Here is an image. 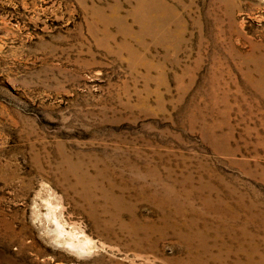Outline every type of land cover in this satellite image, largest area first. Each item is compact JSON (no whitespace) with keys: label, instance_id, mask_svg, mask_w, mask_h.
<instances>
[{"label":"rangeland","instance_id":"obj_1","mask_svg":"<svg viewBox=\"0 0 264 264\" xmlns=\"http://www.w3.org/2000/svg\"><path fill=\"white\" fill-rule=\"evenodd\" d=\"M0 264H264V0H0Z\"/></svg>","mask_w":264,"mask_h":264},{"label":"bare ground","instance_id":"obj_2","mask_svg":"<svg viewBox=\"0 0 264 264\" xmlns=\"http://www.w3.org/2000/svg\"><path fill=\"white\" fill-rule=\"evenodd\" d=\"M152 4V3H151ZM161 7V6H160ZM147 15V14H146ZM156 22V21H155ZM149 33V32H148ZM60 230V229H59ZM58 232V231H57ZM62 234V232H60ZM71 247L77 248V249H83L84 244H80V243H74V242H69L68 243ZM88 246V245H87ZM90 246H88L89 249Z\"/></svg>","mask_w":264,"mask_h":264}]
</instances>
